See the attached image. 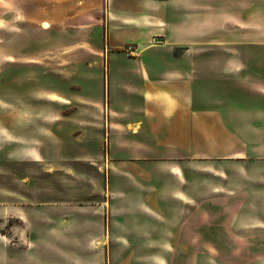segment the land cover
I'll return each mask as SVG.
<instances>
[{
	"label": "crops",
	"instance_id": "0c3cea01",
	"mask_svg": "<svg viewBox=\"0 0 264 264\" xmlns=\"http://www.w3.org/2000/svg\"><path fill=\"white\" fill-rule=\"evenodd\" d=\"M167 1L138 0L147 7L120 15L108 8L109 0H104L105 51L126 43L144 50L140 56L121 59L128 78L136 81L120 85L128 96L139 97V105L110 110L107 97L101 123L105 170L103 167V173H99L101 183L95 182L102 184L106 199L83 204L48 199L1 200L0 225L5 221L9 224L12 238L29 240L42 219L55 222L67 212L77 227L87 224L89 229L94 228L89 232L92 237L183 240V247L175 249L186 253L187 239L217 236L208 230L214 221L212 216L234 212L235 202H241L245 192L251 200L255 193L264 191V167L257 166L264 161V137L250 136L255 124L264 122V107L255 105L256 99L253 101L256 96L264 98V0H258L259 7L249 12L258 18L234 20L238 26L233 24L229 31L215 32L210 30L207 18L203 17L198 26L192 22V7L185 0ZM160 4L174 8L158 11ZM231 5L217 4L216 9L240 12V7ZM207 13L203 9V15ZM118 24L127 34H115L110 41L109 34L117 30ZM193 45L198 52H218L148 55L178 47L188 51ZM108 61L107 58L106 72ZM18 110L27 112L32 107L0 103V122L15 119ZM40 110L44 112L41 120L48 121L47 109ZM2 131L0 128V135L6 136ZM31 149H25L28 156ZM48 149V138H41L40 150L35 154L42 164L48 162ZM193 162L203 167L187 166ZM192 173L203 174V179L192 178ZM44 210L45 216H39ZM30 215L37 225L33 231ZM2 236L0 233V243ZM226 237L238 236L232 232ZM153 249L152 253H160L158 246ZM215 249L224 257L221 264H239L245 256L247 264H254L256 256L264 254V247L257 252L249 241L243 246L227 243Z\"/></svg>",
	"mask_w": 264,
	"mask_h": 264
},
{
	"label": "rangeland",
	"instance_id": "374dc122",
	"mask_svg": "<svg viewBox=\"0 0 264 264\" xmlns=\"http://www.w3.org/2000/svg\"><path fill=\"white\" fill-rule=\"evenodd\" d=\"M185 2L191 4L192 22L198 26L203 17L207 18L214 32L229 31L233 24L238 26L234 20L258 18L249 15L259 7L258 0ZM232 3L240 7V12L232 14L216 9L217 4L232 7ZM146 7L138 0H109L108 3V8L120 15ZM166 8L173 10L174 7L160 4L156 10ZM203 9L208 15H203ZM104 31V0H0V103L32 107L31 111H16L13 120L0 122L6 135H0V201L48 199L83 204L106 199L102 184L95 182L101 183L99 173H103V167L105 170L106 147L101 123L107 111V97L110 110L139 105V97L128 96L120 85L136 81L128 78L126 64L121 59L140 56L144 50L142 46L126 43L107 52ZM115 34L125 37L127 32L119 25L109 34L110 41ZM197 48L193 45L184 51L178 47V50L148 55L218 52L215 49L198 52ZM254 53L263 54L262 51ZM259 98H253L254 104L263 108L264 98ZM41 108L47 109L48 121L41 120L44 113ZM42 127H47V131ZM254 127L250 136L264 137V122H257ZM41 138H48L47 164H42L35 154L40 150ZM28 148H32L29 156L25 153ZM187 166L203 167V164L193 162ZM257 166L264 167V161ZM191 177L203 179V174L192 173ZM244 194L241 202H235L234 212L208 216L220 221H213L208 228L217 236L187 239L186 253L175 249L183 247V240H110L101 233L99 238L92 237L89 232L94 228L89 229L87 224L77 227L71 214L65 212L55 222L42 219L29 240L12 238L9 224L6 221L1 224L0 233L5 237H1L0 264H221L224 257L216 253V246L227 243L243 246L249 241L257 252H262L264 247V191L255 193L251 200ZM47 210L39 216L44 217ZM33 217L28 218L32 231L37 226L32 222ZM232 232L238 237H226ZM247 235L256 238L245 239ZM157 246L160 253H152ZM178 250L181 252L177 253ZM247 259V256L241 257L239 264H247ZM254 264H264V254H258Z\"/></svg>",
	"mask_w": 264,
	"mask_h": 264
}]
</instances>
